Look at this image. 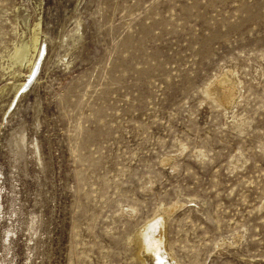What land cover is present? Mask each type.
<instances>
[{
	"label": "rangeland",
	"instance_id": "374dc122",
	"mask_svg": "<svg viewBox=\"0 0 264 264\" xmlns=\"http://www.w3.org/2000/svg\"><path fill=\"white\" fill-rule=\"evenodd\" d=\"M0 264H264V0H0Z\"/></svg>",
	"mask_w": 264,
	"mask_h": 264
},
{
	"label": "bare ground",
	"instance_id": "6f19581e",
	"mask_svg": "<svg viewBox=\"0 0 264 264\" xmlns=\"http://www.w3.org/2000/svg\"><path fill=\"white\" fill-rule=\"evenodd\" d=\"M219 83L221 84L222 99L224 101H231L233 99V96L235 95L234 94V87H233V85L230 84V83H228V81L225 80L224 78H221L219 80ZM149 226L150 225H146V229H145L146 232L144 233V236L146 235V238H148V239L144 240L140 251H141V253L144 252V251H147V254H149L150 256H156L158 254V250H159V248H160V246L162 244L161 243V238L162 237L161 236H155L153 232L151 233L150 232L151 230H149V228H150ZM143 231L144 230H141V233ZM157 257L158 256H156L154 258H157ZM158 260H160V259H158Z\"/></svg>",
	"mask_w": 264,
	"mask_h": 264
},
{
	"label": "water",
	"instance_id": "95a60500",
	"mask_svg": "<svg viewBox=\"0 0 264 264\" xmlns=\"http://www.w3.org/2000/svg\"><path fill=\"white\" fill-rule=\"evenodd\" d=\"M30 81V80H29ZM29 81L27 83H29Z\"/></svg>",
	"mask_w": 264,
	"mask_h": 264
}]
</instances>
